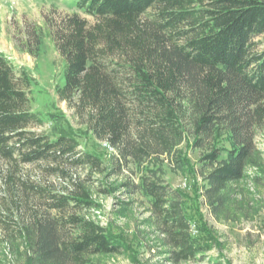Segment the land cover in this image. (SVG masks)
<instances>
[{"label":"trees","instance_id":"16d2710c","mask_svg":"<svg viewBox=\"0 0 264 264\" xmlns=\"http://www.w3.org/2000/svg\"><path fill=\"white\" fill-rule=\"evenodd\" d=\"M76 5L96 22L74 13L48 33L65 60L56 91L115 152L105 160L80 148L76 134L34 130L45 123L32 108L34 78L0 51V262L92 264L125 254L124 242L93 211L101 207L98 196L138 191L149 198L168 259L192 261L205 248L193 235L185 192L164 180L162 165L183 170L186 141L201 149L202 195L215 216L244 208L233 191L250 167L258 168L253 182L264 186L256 142L264 127V47L257 40L264 0ZM30 38L25 49L38 55L43 30ZM131 165L146 166L138 182L132 172L110 182Z\"/></svg>","mask_w":264,"mask_h":264},{"label":"rangeland","instance_id":"374dc122","mask_svg":"<svg viewBox=\"0 0 264 264\" xmlns=\"http://www.w3.org/2000/svg\"><path fill=\"white\" fill-rule=\"evenodd\" d=\"M77 1L0 0V51L5 52L18 68L28 69L34 78L32 108L45 119L44 125L34 127V130L51 135L61 131L76 134L80 148L97 152L109 160L114 149L97 140L87 126L74 116L67 102L59 99L56 91L64 82L65 60L48 33L74 13L80 14L90 24L96 22L93 16L78 9ZM35 29L43 30L44 34L38 55L25 49L27 43L34 44L28 36ZM257 40L259 47L263 48L264 36ZM191 142L186 141L180 146L189 161L183 170L166 162L162 165L164 180L185 192V209L192 222L193 235L205 248L196 259L178 264H264V186L253 182L258 168L250 167L248 178L233 191L235 200H244V208L240 209V204L234 205L227 214L215 216L202 195L204 180L199 172L202 150L193 148ZM256 142L264 165V127L258 131ZM145 167L131 165L122 176H114L110 182L122 180L131 172L138 182ZM118 200L130 203L123 206ZM98 201L101 207L93 211V217L123 241L127 249L123 255L95 258L92 264H176L168 259L166 249L158 239L150 220L149 198L142 192L98 196Z\"/></svg>","mask_w":264,"mask_h":264}]
</instances>
